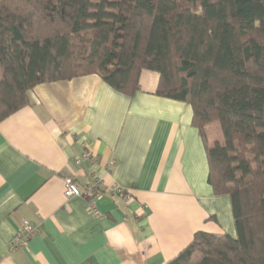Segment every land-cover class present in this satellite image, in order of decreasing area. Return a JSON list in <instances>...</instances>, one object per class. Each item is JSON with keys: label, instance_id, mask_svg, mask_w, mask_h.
I'll return each mask as SVG.
<instances>
[{"label": "crops", "instance_id": "obj_1", "mask_svg": "<svg viewBox=\"0 0 264 264\" xmlns=\"http://www.w3.org/2000/svg\"><path fill=\"white\" fill-rule=\"evenodd\" d=\"M157 83L146 69L132 95L96 74L44 82L0 121V264H168L195 232L235 236L228 195L208 183L192 107L158 96ZM205 134L208 146L222 142L217 122ZM92 174L103 180L101 217L63 194L66 178L83 186ZM23 221L38 232L13 247Z\"/></svg>", "mask_w": 264, "mask_h": 264}, {"label": "trees", "instance_id": "obj_2", "mask_svg": "<svg viewBox=\"0 0 264 264\" xmlns=\"http://www.w3.org/2000/svg\"><path fill=\"white\" fill-rule=\"evenodd\" d=\"M144 69L192 107L236 233L195 232L168 264H264V0H0V121L40 83L96 74L132 95Z\"/></svg>", "mask_w": 264, "mask_h": 264}, {"label": "built area", "instance_id": "obj_3", "mask_svg": "<svg viewBox=\"0 0 264 264\" xmlns=\"http://www.w3.org/2000/svg\"><path fill=\"white\" fill-rule=\"evenodd\" d=\"M81 158L87 159L89 161L96 160V156L90 154L88 150L83 151ZM79 162L80 159H77L76 163ZM102 184H103V180L95 174H92V181L83 186L79 185L70 178H66L64 180L63 194L66 198L75 197V196L85 198L88 204V208L90 209V212L96 217H101L102 214L98 210L94 198L97 190L102 186ZM114 192L122 193L123 190L119 187H115ZM37 232H38L37 227H33L27 221H23L20 224L18 233L12 242L13 247L26 246L29 239L32 236H34Z\"/></svg>", "mask_w": 264, "mask_h": 264}]
</instances>
